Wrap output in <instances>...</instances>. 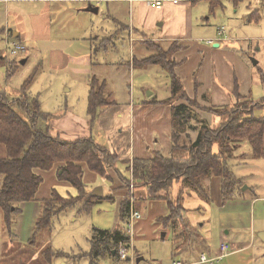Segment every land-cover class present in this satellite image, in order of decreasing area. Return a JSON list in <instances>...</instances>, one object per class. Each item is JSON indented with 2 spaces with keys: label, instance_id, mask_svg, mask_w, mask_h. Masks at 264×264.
I'll return each instance as SVG.
<instances>
[{
  "label": "rangeland",
  "instance_id": "rangeland-1",
  "mask_svg": "<svg viewBox=\"0 0 264 264\" xmlns=\"http://www.w3.org/2000/svg\"><path fill=\"white\" fill-rule=\"evenodd\" d=\"M196 2L195 20L198 22V17L201 21L195 26V29L201 34L199 35L200 37L196 38L197 41L201 44L211 46L210 44L200 42V40L215 39L216 36H214V33L212 35L210 34L219 27H224L225 33L223 34L224 40L220 41L221 47L212 48L213 53L209 59L206 55H200L202 60L198 64L199 69L193 70V75H191V73H184L181 75L185 90L187 89L188 79L192 76L194 80L197 79L199 81V73L202 66L205 65L213 66V70H207L212 72V78L215 82L221 83L215 72V67L218 64L220 67L225 65L222 62V51H225L229 53L228 55L226 54L227 58L225 59L227 61H232L236 65L237 59L242 62V65H237L235 74L240 75L241 79L239 83L241 84L240 87L243 89L244 94L254 101H260L264 98V0H220L223 6L218 4L213 11H211V8L208 6L207 0H196ZM12 5L14 6V1ZM23 5L25 6L26 4ZM24 6L19 10H23ZM127 15H129V13H127ZM92 17L93 21L89 19L86 20V23L89 22L93 27V30H91L90 26V30L88 31V34L90 33L89 37L99 36L103 34L105 29H109L108 24H110V21L101 11L97 14H93ZM206 17L209 18L207 21L205 20ZM10 20L11 22L7 27L15 28L17 20L13 16H11ZM203 25L209 27H202ZM155 31L156 30L149 31L150 35H153ZM6 38L7 36L4 37L2 35L0 37V87L7 92L10 99H16L22 93L21 86L26 78L35 68H38L28 93L30 94V98H35L36 96L39 98L41 110L52 116L51 122L56 120L59 124L61 122L66 123L72 118L75 119L77 116L88 119L89 122L86 120L87 125H84L81 130L84 132L82 137H93L99 145L109 150L111 149V154H117L119 156L117 160L108 167L110 176H99L96 178L92 182V186H94L92 190L94 191L97 188H101L105 190L107 195L110 185L117 179L122 182L124 189H126V195L124 193L125 197L123 195L124 198L122 197V199L128 197L133 201L134 197H132V194H141V192H138L141 189H137L134 186L127 187L125 185L122 176L128 179L131 178V185H134L132 173H130L132 170L129 172L125 158L122 159L123 156L120 157L119 154L122 153L120 148L115 149L112 144L120 135L117 133L118 129H116L118 121L129 122L128 114L132 106H140L142 100L146 99L150 92L160 97L167 96L169 93L167 85L170 82V78L165 68L160 65H153L139 69L134 64L135 57L141 59L153 54L155 49L146 48L145 45H141L140 42H130L128 31L124 30L120 33L119 37L114 40L115 45L109 44L106 51L101 50L100 53H98V57H96L98 59L97 65L86 66L85 68L89 69V71H78L77 68L79 65L75 60L63 55H61L63 57H53L52 53L49 52L45 46H43V48L36 47L34 49L32 44L25 43L24 45L27 47L26 52L13 55L6 42ZM105 43V40H99L100 46L105 45ZM224 46L227 47L223 48ZM65 49L66 46H64L63 50L71 56L75 52V50L72 49ZM3 59L18 61L14 73H12V68H10L8 63ZM22 59H26V62L21 63ZM254 60L257 61V64L253 63ZM207 61L208 64H206ZM185 62L186 61L182 64ZM189 64L190 62L185 63L182 69H186ZM93 74L106 80L107 91L112 95V100L115 104L109 108L106 107L103 108V110L101 109L99 112L100 115L96 118L95 122H90L87 107L90 90L89 81ZM198 101L202 105L210 106L201 99H198ZM175 103L178 104L179 101ZM106 109L107 111L104 112ZM195 109H197L202 116L210 117V119L213 116L206 110H201L196 107ZM21 114L23 113L21 112ZM65 114L67 115L65 116ZM120 114H123L125 117L120 118ZM254 114L257 116H264V107L256 108ZM75 121L83 123L79 118L75 119ZM39 124L43 126L44 120L40 119ZM121 125H119V127L122 128ZM67 131L68 130L61 128L50 129L51 134L54 136L72 139L73 137L68 134ZM164 147L165 145H162V149H164ZM215 150H217V146H215ZM5 154V145L0 142V155L4 156ZM236 154H238V156L230 159L228 163L235 175L241 179L242 184L240 182L238 187L245 192V196L227 200L225 203V207L227 208L224 209L221 208L222 202H219L215 188L210 186L209 196L207 198L202 197L197 190L187 189L186 192L191 191V194L183 201L184 203L186 202L185 204L183 203L186 217L189 216L191 221H206V226L204 227L206 230L209 228H214V230H216V228L218 229L220 219L230 223L232 228L227 239L230 243L234 242L231 250L249 243L250 232H254V236L257 237L258 232L264 230V157H253L252 147L248 141L241 143ZM129 160L131 161L132 159ZM56 188H58L61 194H78V191L76 193L74 188L72 192L66 191V188L63 186L57 185ZM178 188L179 185L175 184V194ZM108 198L98 203L89 213L78 214L76 209L78 207L62 212L54 220L53 244L51 245L56 249L71 251L78 255L81 252H79V250L89 249L92 224H96V226L101 228H114L115 225H121L127 228L128 224L126 222H120L116 217V204L111 202L110 198ZM136 201L135 208L137 205ZM138 211L140 212V210ZM147 211L148 206H144V216H146ZM140 213L141 221V219H143V213ZM32 215L33 212L30 213L29 216L31 217ZM156 221L164 225L158 217L153 220V222ZM136 223V226L131 229L134 260L132 262L126 261L125 259H122L125 261H120V259V264H133L138 256H142V254H144L147 259L154 258L164 260V264H167L172 248L173 234L171 232L168 233V229L164 228L160 233L162 238L152 240L151 237H145V234L148 233L147 230L143 231V233L139 231V226ZM150 234H152V231ZM202 234L208 237V234L210 235V230L207 232L204 231ZM215 235L216 233L214 236ZM208 238L209 242H211L213 236L210 235ZM242 239L245 240L243 241ZM213 242L212 251H210L211 249L206 250L207 254H209L207 255L209 258L215 257V253L218 254L217 240L213 239ZM1 244L4 245L5 242H1ZM239 251L240 252H231L229 256L225 258H222L224 255H221L222 259H215L213 263L264 264V244H259L258 240H253L249 247ZM31 252L34 251H30L27 247V249L21 251V254H29ZM130 254H132V251H130ZM218 257L219 256L216 258ZM78 258L80 259L77 260V263L81 261V264H85L86 259L82 260V257ZM143 261L144 260H142V262ZM202 263L211 264L207 262ZM59 264L61 263L59 262ZM102 264L115 263L108 258L104 259ZM116 264L119 263L117 262Z\"/></svg>",
  "mask_w": 264,
  "mask_h": 264
},
{
  "label": "trees",
  "instance_id": "trees-1",
  "mask_svg": "<svg viewBox=\"0 0 264 264\" xmlns=\"http://www.w3.org/2000/svg\"><path fill=\"white\" fill-rule=\"evenodd\" d=\"M217 1H211V11L219 4ZM104 40L107 43L109 39H102ZM150 44L156 47L155 52L141 59L135 57L134 64L138 68L160 65L168 72L170 96L157 99L156 95H153L146 103L172 106L171 156H164L155 150L152 158L135 157L131 165L130 160L127 159L125 162L129 163L128 168L132 170L133 186L146 189L147 202L150 200L167 202L169 212L159 217V220L177 230V227H182L188 220L183 206L184 193L187 189L197 190L202 197L207 198L210 189L208 180L215 175L222 179V191L226 198L233 196L237 189L241 190L238 187L239 178L228 162L238 156L236 152L242 142L248 141L251 144L253 157H264V116L254 114L256 108L264 107V98L254 101L243 95L240 92L238 77L235 75L231 103L202 105L198 101L197 93L193 97L188 94L181 76L177 73L176 68L180 62L173 54L182 48L179 42L173 41L166 47L158 42ZM97 52L98 48H95L92 59L96 58ZM3 60L14 73L18 61ZM92 65H96L95 59ZM37 71L38 68H35L26 78L21 86L22 93L16 99H10L7 92L0 87V142L4 143L6 148V154L0 155V256L10 255V245L14 244L13 226L22 211L21 204L38 200L36 194L44 181L41 171H49L59 164L58 178L70 182L78 194L64 196L57 188H53L50 197L39 199L40 212L35 222L34 233L27 242L34 249L41 247L43 242L50 241L54 220L60 213L75 207H78L79 212L89 213L103 200V197L93 196L88 192L84 182V165L99 176H110L108 167L119 157L117 154H111L110 150L99 145L91 137L64 139L51 134L52 116L41 110L37 96L30 98L28 93ZM89 84L87 112L90 122H95L100 110L115 102L107 91L105 79L93 74ZM198 87L199 82L196 79V91ZM203 98L209 99L207 94H204ZM195 107L206 110L214 118L219 119L211 122ZM40 119L44 120L43 126L39 124ZM122 179L127 187L131 186V178L122 176ZM175 184L179 185L176 194ZM132 197L133 201L127 197L121 202L120 222L128 224L132 206L138 210L135 208L137 197L135 199L134 193ZM109 198L114 199L112 196ZM191 230H183L187 232L185 238L188 243L193 236ZM1 242L5 244L2 245ZM89 242L90 249L81 251L78 255L71 251L56 249L48 243L40 250V260L45 264H52L56 257L88 256L90 264H102V261L108 258L116 264L121 259L118 253L119 246L122 244L131 247L129 227L120 225L110 229L93 226ZM26 262L27 259H21L17 264Z\"/></svg>",
  "mask_w": 264,
  "mask_h": 264
},
{
  "label": "crops",
  "instance_id": "crops-1",
  "mask_svg": "<svg viewBox=\"0 0 264 264\" xmlns=\"http://www.w3.org/2000/svg\"><path fill=\"white\" fill-rule=\"evenodd\" d=\"M13 1L14 6L12 5ZM211 1L214 2L216 0H207L209 7ZM217 2L220 4V6H223L220 0ZM23 4L26 5L24 6ZM196 4V0H163L162 7L157 8L153 6L148 0H0V37L1 35L4 37L7 36L6 42L14 39L21 41L24 44H32L34 49L36 47L43 48V46H45L48 51L52 53L53 57L66 56L78 63V71H89V69L85 67L93 66L92 63H94V59L96 65L98 64L97 58L92 59L93 50L98 48V52L95 54V57H98V53H100L101 50L106 51L108 45L114 44V40L119 37L120 33L124 30H127L130 42H140V44H144L146 48L156 49V47L151 45L150 42H158L164 47L170 45L173 41L179 42V45L182 46L181 49L183 50H177L173 54L174 58L180 62V65L176 68L177 73L180 76L184 73H191V75H193V70L199 69L198 64L202 60L200 55H206V57L209 59L213 53L212 48L221 47L220 41L224 40L223 34L225 33L224 31L221 34L219 32L221 27H219L210 34L212 35L214 33V36H216L215 39L211 38L213 39L212 43H208V39L205 40L202 38L203 40H200V42L210 44L211 46L199 43L196 38L200 37L199 35L201 34H199V31L195 29V26H197L201 21L198 17V22L195 20ZM22 6H24V8L20 11L19 9ZM89 6L98 8V11L96 12L87 10ZM100 11L110 21V24H108L109 29H105L103 34H100L99 36L97 35L95 37H89L90 33L88 34V31L90 30V26L91 30H93V27L92 24H89V22L86 23V20L89 19L90 21H93V14H97ZM127 13H129V15H127ZM11 16L17 20L15 28L7 27V25H9L11 22ZM208 19V17L205 18L206 21ZM122 27L124 29H122ZM202 27L209 26L203 25ZM153 30L156 31L153 33V35H150L149 31ZM105 38L109 39L108 42L104 46L99 47V40ZM64 46H66V49L75 50L72 56L65 53L63 50ZM226 47L227 46H224L223 48ZM222 54V62L225 65L220 67L218 64L215 67V72L218 75L221 83L215 82L212 78V72L207 70H213V66L210 65L202 66L198 76L199 87L197 91L195 88L196 79L194 80L193 76L189 78L187 82L186 91L188 94L193 97L197 93L198 99H201L208 105H222L231 103L233 100L231 91L234 88V77L236 75L238 80L241 79L240 75L235 74V72L237 70V65H242V62L237 59L236 65L232 61H227L225 59L229 54L228 52L222 51ZM184 61H186L185 63L190 62V64L186 67V69L183 70L182 67L185 63H182ZM206 64H208V61ZM167 88L169 91L167 96L160 97L155 93L150 92L147 98L142 100L140 106H132L130 113L128 114V123L118 121L116 129H118L117 133L120 135L113 142L112 146H114L115 149L120 148L122 151L120 157L123 156L122 159L125 158V160H129L135 157L152 158L153 151L155 150L160 151L164 156H171L170 135L172 131V106L146 103V101L153 95H156L157 99H165L169 97L171 94L169 83ZM240 92L245 95L241 87ZM204 94H207L209 99L203 98ZM109 107L110 106H108V108ZM107 109L104 110V112H106ZM66 115L67 114H65V116ZM119 117L124 118L125 116L120 114ZM204 117L208 118L211 122H213L215 119H219V117L214 118V116H212L211 119L207 116ZM77 118L81 119L83 123L75 121ZM75 119L72 118L68 122H61L60 124L58 121L53 120L51 122V129H66L68 130L67 133L70 134L74 139H76L75 137L80 138L82 135H84V132L81 130L83 129L84 125H87L86 120L88 121V119L78 116ZM119 125H121L122 128L119 127ZM162 145H165L164 149H162ZM128 164L129 163L127 162V165ZM84 167V182L88 192H90V194L93 196H95L94 193L97 192L96 196L103 197V200L112 196L114 199L110 201L116 204V217L119 219L120 205L123 200L122 197L124 193L126 195V189H124L122 182L117 179L114 180L109 187V193L107 195L105 190H102L101 188H97L93 191L92 189L94 186H92V182L98 178L99 175L92 172L89 168H87L86 165H84ZM58 169L59 164L49 171H41V174L44 176V181L40 185V188L36 194L38 200L21 204L22 211L14 223V244L10 245L11 252L7 249L10 255L0 256V264H17L21 259H27L26 264H45L40 260L39 253L42 247L48 243L53 244V233L50 241L45 243L43 242L41 247L34 249V247L27 243L34 233L35 222L40 212L41 205L39 199L50 197L53 188H56L57 185L65 187L66 191L69 192H72L74 188L75 192L77 193V189L70 182L58 178ZM208 182L209 186L215 188L217 198L219 199V202H222L221 208H227L225 207L227 200L245 196L244 191L237 189L233 196L226 198L222 191V179L220 176L212 175ZM240 182L242 184L241 179H239V183ZM137 189H141L138 191L141 192V194L137 193L136 195L135 193V199L137 197L136 207H138L137 209L143 213V219H141V221L139 219L136 223L139 226V231L143 233V231L147 230L148 233L145 234V237H151L152 240L162 238L160 233L162 230H164V228L168 229V233L171 232L173 234L172 248L167 264H174V262H183L184 264H205L200 262L201 256L203 254L209 255L207 254V249H211L210 251H212V246L214 244L213 239L217 240L218 247V254L215 253V257H210L214 258V260L217 259L216 257L221 254L220 246L222 243L227 245V255L223 258L229 256L231 252H240L239 250L249 247L253 240H258L259 244H264V230L258 232L257 237L254 236V232H250L249 243H246L244 246H241L237 249L231 250L234 242L230 243L227 238L231 232L232 226L230 223L224 222L222 219H220L219 228H216V230H214V228H209L206 230L204 228L206 226V221H191L189 216H187L188 220H186L187 222L185 223V225H187L186 228L184 227L185 225H183L180 228L177 227V230H173L169 226L162 225L158 221L153 222L155 218H159L168 214V204L164 200H150L147 202L146 189ZM190 194L191 191H185L184 201L187 197H189ZM62 195L72 196L74 194L68 193L67 195ZM79 206H81V203ZM95 206H97V204ZM144 206H148L146 216H144L143 212ZM76 209L78 214L86 213L79 212V209ZM32 212L33 215L30 217L29 215ZM92 226H96V224H92ZM116 227L117 226L115 225L114 228ZM188 229H192L191 231H193V236L190 238L189 243L185 238L187 232H183V230L188 231ZM209 230L210 235L213 236L211 242H209V234L208 237H205L202 234L204 231L207 232ZM151 231L152 234H150ZM215 233L216 235L214 236ZM242 240L244 241L245 239ZM27 247L30 249V251L33 250L34 252L29 254H21V251L27 249ZM80 251L84 250H79V252ZM138 258H140V261L137 263V260H135V263L133 264H164L165 262L164 260H158L154 258L147 259L144 254H142V256H138ZM79 259L80 258H74L70 256H63L62 258L56 257L54 258L52 264H59V262L61 264H81V261L80 263H77V260ZM84 259H86L85 264H90V259L88 256H83L82 260ZM119 260V264L120 261H130L129 259ZM142 260L144 261L142 262Z\"/></svg>",
  "mask_w": 264,
  "mask_h": 264
},
{
  "label": "built area",
  "instance_id": "built-area-1",
  "mask_svg": "<svg viewBox=\"0 0 264 264\" xmlns=\"http://www.w3.org/2000/svg\"><path fill=\"white\" fill-rule=\"evenodd\" d=\"M153 6L160 8L162 7L163 4V0H148ZM219 32L222 34V32H224V27H221L219 29ZM213 39H208L207 42L208 43H212ZM8 46L11 49V53L13 55H19L21 53L26 52L27 47L20 41L11 39L7 42ZM133 187V184L131 185ZM141 218V213L134 209L133 206L131 207V211H130V219L128 222V227H129V231L131 234V229H133L135 227V223ZM131 247L128 248L124 245H120L119 249H118V253L121 259H129L130 261L133 262L134 260V255H133V241H132V234H131V243H130ZM221 249V254L219 255V257L217 259H221V255L226 256L227 255V245L225 243H222L220 246ZM130 251H132V254H130ZM223 258V257H222ZM201 262H207V263H213L214 258H209L207 255L203 254L201 256ZM174 264H184L183 262H174Z\"/></svg>",
  "mask_w": 264,
  "mask_h": 264
},
{
  "label": "water",
  "instance_id": "water-1",
  "mask_svg": "<svg viewBox=\"0 0 264 264\" xmlns=\"http://www.w3.org/2000/svg\"><path fill=\"white\" fill-rule=\"evenodd\" d=\"M87 10H89V11H96V12H97V11H98V8H94L93 6H89V7L87 8ZM25 62H26V59H22V60H21V63H25ZM253 63H254V64H257V61L254 60ZM94 195L96 196V195H97V192H95ZM139 261H140V258H137V263H138Z\"/></svg>",
  "mask_w": 264,
  "mask_h": 264
}]
</instances>
